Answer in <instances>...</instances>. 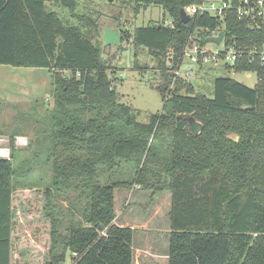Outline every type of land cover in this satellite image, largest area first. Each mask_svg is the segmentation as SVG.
Instances as JSON below:
<instances>
[{"label": "trees", "instance_id": "trees-1", "mask_svg": "<svg viewBox=\"0 0 264 264\" xmlns=\"http://www.w3.org/2000/svg\"><path fill=\"white\" fill-rule=\"evenodd\" d=\"M132 1L136 12L156 5L172 19L133 31L135 67L145 49L167 71L157 90L161 111L146 122L119 102L98 25L74 14L76 0H0V65L45 69L53 88L47 126L24 150L12 137L9 158H0V264H11L18 188L43 190L44 264H64L69 253L71 264H134L135 230L114 224L115 191L133 187L149 190L151 203L169 193L167 264H264V80L247 86L217 77L211 98L193 95L190 81L172 83L169 71L191 39L204 46L220 22L199 13L181 22L179 10L201 0ZM222 26L228 44L263 43L264 32L233 13ZM248 69L240 63L235 72ZM190 118L201 125L197 135Z\"/></svg>", "mask_w": 264, "mask_h": 264}, {"label": "rangeland", "instance_id": "rangeland-1", "mask_svg": "<svg viewBox=\"0 0 264 264\" xmlns=\"http://www.w3.org/2000/svg\"><path fill=\"white\" fill-rule=\"evenodd\" d=\"M75 15L90 17L98 25L96 39L102 57L111 66L109 77L114 79L119 102L137 110V119L146 122L150 114L161 111L163 101L158 89L163 87L162 72L158 59L142 49L136 60L132 45L133 31L146 25H170L172 19L156 5L139 6L135 11L132 0H76ZM56 11L64 22L75 25L77 17L63 8L49 7ZM122 25V26H121ZM122 31L127 37H122ZM211 46V45H210ZM213 48V46L208 47ZM168 59H166V64ZM185 62H188L185 60ZM188 66L184 64V70ZM172 71H169L171 73ZM165 74L167 71L164 72ZM201 77H190L193 95L212 97V81L217 77H229L250 86L255 83L252 73H236L231 70L205 72ZM170 78V77H169ZM173 79V78H171ZM174 82V81H173ZM172 82V83H173ZM171 88V87H170ZM51 74L45 69L13 68L0 65V139L10 146L12 137H23L26 146L37 131L47 126L53 105ZM235 139L237 137L232 136ZM16 146V145H15ZM26 146L18 149H26ZM149 190L133 187L131 190L115 191L114 209L117 223L138 227L146 249L157 252L144 264H166L169 231V193L162 192L149 201ZM45 205L43 190L21 189L14 191L12 199L13 235L11 264H44L50 247V223L43 215ZM167 243V247H166ZM70 253L64 264H71ZM142 261L140 260L141 264Z\"/></svg>", "mask_w": 264, "mask_h": 264}, {"label": "built area", "instance_id": "built-area-1", "mask_svg": "<svg viewBox=\"0 0 264 264\" xmlns=\"http://www.w3.org/2000/svg\"><path fill=\"white\" fill-rule=\"evenodd\" d=\"M184 10L189 17L199 13L218 19L220 25L209 36V39L218 37V34L223 32L221 31L224 28L222 23L229 13H233L237 20L246 23L251 30L264 32V0H201L197 4L184 8ZM191 40L192 43L189 42L183 51L182 64L175 70H171L172 82L176 78L189 81L191 76L194 78L201 77L205 74L203 71L224 70L225 67L235 72L240 63H244L250 69L238 73L254 74L255 83L264 80V40L260 46L257 44H228L224 34L218 44L207 42L201 46L198 39ZM210 45L213 48L207 49V46L211 47ZM187 63L188 66L183 70L182 66ZM14 144L24 147L26 140L23 137H16ZM9 156V146L4 144L3 139H0V158L8 159Z\"/></svg>", "mask_w": 264, "mask_h": 264}, {"label": "crops", "instance_id": "crops-1", "mask_svg": "<svg viewBox=\"0 0 264 264\" xmlns=\"http://www.w3.org/2000/svg\"><path fill=\"white\" fill-rule=\"evenodd\" d=\"M115 201V200H114ZM114 224L121 226V227H130L132 229L135 230L134 232V237H133V250H134V264H139L140 260L142 261L141 264H144L145 262H148L149 260L152 261V257H157L159 254L157 252H152L149 249H146V245L143 243L142 245L140 244V242L142 241V237L139 236L140 232L138 231V227H133V226H127L126 224H128L127 222H119L117 223L116 221V217L114 220ZM166 247H167V243H166ZM158 254V255H157ZM161 257V255H159ZM162 258L167 260V256L166 255H162ZM167 264V261L165 262Z\"/></svg>", "mask_w": 264, "mask_h": 264}, {"label": "water", "instance_id": "water-1", "mask_svg": "<svg viewBox=\"0 0 264 264\" xmlns=\"http://www.w3.org/2000/svg\"><path fill=\"white\" fill-rule=\"evenodd\" d=\"M110 1H113V0H110ZM179 18H180L181 22H183V23H188L190 21V17L187 16L184 8H181L179 10ZM223 34H224L223 32H220L218 34V37L210 38L208 40V42H214V43L218 44L221 41ZM252 88H253V86H252ZM242 108L243 109H249L250 107H242ZM189 127H190L192 134H194V135H197L201 130V125L196 123L192 118L189 119Z\"/></svg>", "mask_w": 264, "mask_h": 264}]
</instances>
